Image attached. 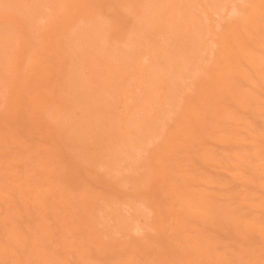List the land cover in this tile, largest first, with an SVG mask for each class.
Listing matches in <instances>:
<instances>
[{
    "label": "rangeland",
    "instance_id": "rangeland-1",
    "mask_svg": "<svg viewBox=\"0 0 264 264\" xmlns=\"http://www.w3.org/2000/svg\"><path fill=\"white\" fill-rule=\"evenodd\" d=\"M0 264H264V0H0Z\"/></svg>",
    "mask_w": 264,
    "mask_h": 264
}]
</instances>
